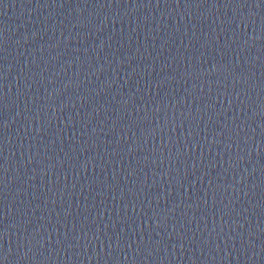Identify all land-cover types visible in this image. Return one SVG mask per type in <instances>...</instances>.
<instances>
[{
    "label": "water",
    "instance_id": "1",
    "mask_svg": "<svg viewBox=\"0 0 264 264\" xmlns=\"http://www.w3.org/2000/svg\"><path fill=\"white\" fill-rule=\"evenodd\" d=\"M0 264H264V0H0Z\"/></svg>",
    "mask_w": 264,
    "mask_h": 264
}]
</instances>
